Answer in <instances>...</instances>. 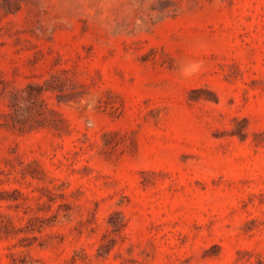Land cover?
I'll return each mask as SVG.
<instances>
[{
	"label": "rangeland",
	"instance_id": "obj_1",
	"mask_svg": "<svg viewBox=\"0 0 264 264\" xmlns=\"http://www.w3.org/2000/svg\"><path fill=\"white\" fill-rule=\"evenodd\" d=\"M0 264H264V0H0Z\"/></svg>",
	"mask_w": 264,
	"mask_h": 264
},
{
	"label": "trees",
	"instance_id": "obj_2",
	"mask_svg": "<svg viewBox=\"0 0 264 264\" xmlns=\"http://www.w3.org/2000/svg\"><path fill=\"white\" fill-rule=\"evenodd\" d=\"M35 88V93L28 92V90L25 91L26 99H31L32 96L41 95L43 93V89H41L40 86H36ZM27 89L32 90V87L28 86ZM24 102L25 98L20 94L15 97V101L10 105L11 112L6 114L8 120L5 124L7 126L24 130L37 128L48 123L46 113L53 112L52 110L48 109L45 104L40 102L39 108L33 111L29 106H26Z\"/></svg>",
	"mask_w": 264,
	"mask_h": 264
}]
</instances>
